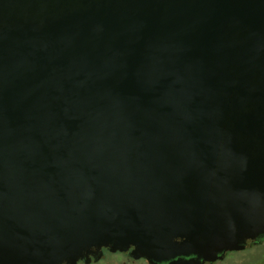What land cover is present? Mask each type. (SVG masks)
I'll return each instance as SVG.
<instances>
[{
  "label": "water",
  "instance_id": "water-1",
  "mask_svg": "<svg viewBox=\"0 0 264 264\" xmlns=\"http://www.w3.org/2000/svg\"><path fill=\"white\" fill-rule=\"evenodd\" d=\"M95 1L0 0V264L249 248L264 0Z\"/></svg>",
  "mask_w": 264,
  "mask_h": 264
},
{
  "label": "flooded vegetation",
  "instance_id": "flooded-vegetation-1",
  "mask_svg": "<svg viewBox=\"0 0 264 264\" xmlns=\"http://www.w3.org/2000/svg\"><path fill=\"white\" fill-rule=\"evenodd\" d=\"M149 3L150 0H96L95 3L97 5L100 4H107V5H116L118 6L120 3L124 5H136L141 4L142 2ZM162 1V0H159ZM264 245V234L259 235L255 238V240H252L248 247L253 246H260ZM248 248L239 251H228L225 256L222 258V260L226 259L227 255L229 253H239L247 251ZM191 258V257H188ZM113 259V261L117 262L118 264H171L174 260L170 261H157V260H150L147 257L142 256L139 252L135 251L133 247L127 249V250H117L113 251L110 248H101L100 250L95 249L94 252H92L89 256V258H83L80 260L77 264H104L108 260ZM177 260V259H176ZM221 261L217 260L216 262ZM211 262H206L205 264H215ZM108 264V263H107Z\"/></svg>",
  "mask_w": 264,
  "mask_h": 264
},
{
  "label": "rangeland",
  "instance_id": "rangeland-1",
  "mask_svg": "<svg viewBox=\"0 0 264 264\" xmlns=\"http://www.w3.org/2000/svg\"><path fill=\"white\" fill-rule=\"evenodd\" d=\"M107 263L118 264L116 261L114 262L113 259L108 260L104 264ZM215 264H264V245L250 247L244 252L229 253L226 259L218 261Z\"/></svg>",
  "mask_w": 264,
  "mask_h": 264
}]
</instances>
